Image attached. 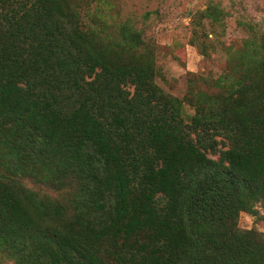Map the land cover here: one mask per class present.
<instances>
[{"label":"trees","instance_id":"obj_1","mask_svg":"<svg viewBox=\"0 0 264 264\" xmlns=\"http://www.w3.org/2000/svg\"><path fill=\"white\" fill-rule=\"evenodd\" d=\"M67 16L63 0H0L4 249L17 264H264L260 235L237 228L264 203V60L233 83L246 102L187 114Z\"/></svg>","mask_w":264,"mask_h":264},{"label":"rangeland","instance_id":"obj_2","mask_svg":"<svg viewBox=\"0 0 264 264\" xmlns=\"http://www.w3.org/2000/svg\"><path fill=\"white\" fill-rule=\"evenodd\" d=\"M63 6L70 25L87 33L90 49L115 64L152 68L163 91L185 99L187 114L219 101L229 108L246 102L245 95L234 99L233 83L251 81L249 68L264 60V0H63ZM127 28L140 32L142 44L125 40ZM33 187L52 200L70 197L68 190ZM237 228L264 241L261 200L239 212ZM17 261L0 242V264Z\"/></svg>","mask_w":264,"mask_h":264}]
</instances>
